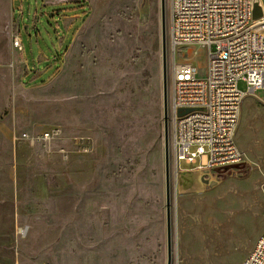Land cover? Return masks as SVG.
<instances>
[{"label": "rangeland", "instance_id": "1", "mask_svg": "<svg viewBox=\"0 0 264 264\" xmlns=\"http://www.w3.org/2000/svg\"><path fill=\"white\" fill-rule=\"evenodd\" d=\"M54 1L0 0V264H167L161 0H89L67 34L85 9ZM166 35L168 77L169 0ZM177 60L204 75L201 48ZM261 96L240 166L177 172L169 128L172 264H242L264 233Z\"/></svg>", "mask_w": 264, "mask_h": 264}, {"label": "built area", "instance_id": "2", "mask_svg": "<svg viewBox=\"0 0 264 264\" xmlns=\"http://www.w3.org/2000/svg\"><path fill=\"white\" fill-rule=\"evenodd\" d=\"M254 2L169 0L168 122L177 172L180 161L196 163L205 153L210 170L245 162L236 140L242 103L258 89L264 103V14L254 17ZM13 45L23 50L18 35ZM191 47L205 54L204 75L193 62L177 60ZM242 264H264V233Z\"/></svg>", "mask_w": 264, "mask_h": 264}, {"label": "water", "instance_id": "3", "mask_svg": "<svg viewBox=\"0 0 264 264\" xmlns=\"http://www.w3.org/2000/svg\"><path fill=\"white\" fill-rule=\"evenodd\" d=\"M264 14V9L259 0L254 2V17ZM162 23V55H163V111L165 126V166H166V202H167V240L168 262L172 264V219H171V185H170V158H169V122H168V84H167V35H166V0H161Z\"/></svg>", "mask_w": 264, "mask_h": 264}, {"label": "crops", "instance_id": "4", "mask_svg": "<svg viewBox=\"0 0 264 264\" xmlns=\"http://www.w3.org/2000/svg\"><path fill=\"white\" fill-rule=\"evenodd\" d=\"M69 1H72V0H60V2H62V3H67ZM73 1H76L78 3L81 2L80 5L83 6L84 9H85V5L86 4H88L89 6L91 5L90 2H89V0H73ZM44 2H45V4H51V3L55 2V1L54 0H44ZM8 7H9V9L12 12L13 18L15 19V16H14L15 0H8ZM85 14H86V9L83 10V11H80V12L78 11V12H76L74 14H71L70 16H66L64 18L65 33L67 34L68 32L72 31L73 30V27L75 26L74 23L77 21V19L80 16H83ZM72 17H76V18H74V20L70 21V18H72ZM17 29L18 30L20 29V25L19 24H18ZM18 36H19V34H18ZM63 41H64V38L62 39V42ZM62 42H61V44H62ZM192 169H195V168H190V169H187L185 171H191ZM188 176L189 175L182 176V178H181V183L182 184H184V183H190L191 182V180H192L191 179V176H189V177Z\"/></svg>", "mask_w": 264, "mask_h": 264}, {"label": "trees", "instance_id": "5", "mask_svg": "<svg viewBox=\"0 0 264 264\" xmlns=\"http://www.w3.org/2000/svg\"><path fill=\"white\" fill-rule=\"evenodd\" d=\"M240 166V165H239ZM218 170H222V169H218Z\"/></svg>", "mask_w": 264, "mask_h": 264}]
</instances>
